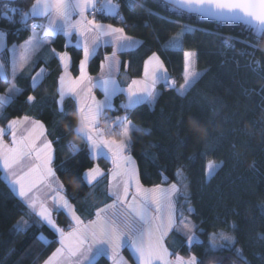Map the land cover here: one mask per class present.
Segmentation results:
<instances>
[{
  "label": "trees",
  "instance_id": "obj_1",
  "mask_svg": "<svg viewBox=\"0 0 264 264\" xmlns=\"http://www.w3.org/2000/svg\"><path fill=\"white\" fill-rule=\"evenodd\" d=\"M117 2L124 17L123 21L117 22L128 35L142 42L138 48L120 56L122 69L124 62L129 65L130 78L142 75L143 61L152 52L162 58L170 75L177 79V87L183 83L184 50L195 53V68L203 73L183 96L177 87L164 90L161 86L153 105L143 103L128 109L127 121L143 129L142 132L133 130L131 142V155L137 163L142 184L151 187L176 183L182 188L183 179L187 185L188 198L185 200L181 195L178 207L185 218L198 226L201 243L190 247L185 231L179 228L166 238V246L173 256H197L199 264H244V261L264 264V35L256 37L241 24L220 23L195 14L173 12L162 0H139L134 8H129L127 0ZM33 3L34 0H0V27L6 34V53L11 44L28 37L30 29L20 22L21 13ZM185 25L191 26L193 31L184 34L182 49L166 48L167 41L180 33ZM65 44V38L60 34L52 45L57 50L69 51L71 72L76 75L80 50L75 45L65 49ZM110 51V47L100 49L90 61L92 74L98 71L103 55ZM5 63L8 68L9 58ZM39 65L45 66L47 74L35 88L31 84V75L17 77L21 93L4 106L0 125L5 126L8 120L25 115L44 123L47 137L53 142L54 166L65 185L64 193L77 213L90 219L96 208L111 201L104 189L107 178L105 175L94 187L97 192L93 199V188L83 175L85 169L95 164V159L84 140L74 141L82 147L76 155L67 147L70 134L64 131V123L72 122L69 113L76 109L71 98L64 99L63 111L59 109V62L54 57L40 61ZM8 87L9 82L0 78V93ZM30 93L36 97L33 102L27 101ZM121 99V96L116 97L115 108L109 113L116 112ZM190 115L202 122H210L211 132L206 142L198 140L188 130L186 119ZM96 161L108 170L106 159L99 157ZM208 161L221 162L211 179H206ZM66 173L80 179L78 189L66 184ZM189 207L193 212L187 211ZM27 212L26 205L12 191L0 170V264H37L46 246L41 236L55 239L47 226L37 225L34 222L37 218ZM22 216L31 226L18 233L14 226ZM55 218L67 229L70 220L62 211L56 212ZM252 220H257L260 227L256 242L244 233V224ZM221 232L233 236L234 244L230 248L212 250L209 237ZM236 249L241 251L237 253ZM122 254L135 264L129 250L123 249ZM97 264H110V260L100 257Z\"/></svg>",
  "mask_w": 264,
  "mask_h": 264
},
{
  "label": "snow or ice",
  "instance_id": "obj_2",
  "mask_svg": "<svg viewBox=\"0 0 264 264\" xmlns=\"http://www.w3.org/2000/svg\"><path fill=\"white\" fill-rule=\"evenodd\" d=\"M127 3L129 8H134L139 0H127ZM164 3L176 13L196 14L219 22H235L244 25L258 37L264 35V0H164ZM119 8L120 4L113 0H34L31 11L22 12L20 21L26 29H30V35L22 43H13L7 50L11 60L10 78L5 70V62L9 58L5 52V33L0 31V54H3L0 56V78L9 82L8 94L0 96V108L21 93L15 83L18 72L35 66L37 60L58 58L63 69L58 78V103L62 105L65 96H74L77 111L89 127L85 140L90 151L93 155L110 159L107 193L111 203L96 208L94 218L83 219L77 214L64 195L65 185L54 168L53 142L47 139L44 123L27 115L8 120L6 128L0 127V170L12 191L26 205L27 214L37 218L34 221L37 225L47 226L54 233L55 240L41 236L45 245L50 246L54 242L59 245L43 264H97L100 257H107L111 264H130L122 255L123 249L132 253L135 264H199L195 255L187 259L179 255L170 258L173 253L165 245L169 234L179 228L185 231L190 247L201 243L198 226L187 220L178 207L181 195L185 200L188 198L187 185L182 186L183 191L176 183L145 187L130 146L126 151L117 150L100 136L96 127L95 122L100 115L108 117V111L114 107L113 97L117 94L127 95V103L121 104V107L128 110L143 103H154L160 95L158 84H163L165 89L176 88L177 84L156 52L144 59L142 76L131 78L129 82H122L118 78L120 56L142 43L127 35L124 27L104 23L97 18V13H103L123 21ZM36 17L40 18L39 23H27ZM191 31V26H183L180 33L167 41L165 47L182 49L183 36ZM60 34L66 40L65 49L75 40V46L80 50L77 76L69 71L72 63L69 51H57L52 47ZM108 47H111V52L103 55L99 75L93 77L89 74L90 61L100 49ZM194 57V52L183 51V83L177 89L181 96L203 75L196 70ZM123 66L127 68L129 65L124 62ZM45 72L46 69L41 67L32 76L33 88ZM94 89L102 91V100L94 94ZM35 99L31 93L27 96L28 102ZM60 110L63 111V108ZM110 120L113 127L126 123L133 128L123 116ZM9 133L10 144L4 139ZM78 151V148H74L73 155ZM217 168V164L211 161L207 163L205 172L209 179ZM104 175L99 166H93L85 169L83 176L89 185H93ZM64 176L67 178L72 174L66 173ZM42 187L54 193L48 198L52 201L51 206L48 199L39 196ZM61 210L70 218L67 229L61 227L53 215ZM187 211L191 213L193 209L189 207ZM30 226L22 216L14 227L19 233ZM209 239L212 250L230 248L234 244V237L224 232L214 233ZM240 251L236 249L237 253Z\"/></svg>",
  "mask_w": 264,
  "mask_h": 264
},
{
  "label": "clouds",
  "instance_id": "obj_3",
  "mask_svg": "<svg viewBox=\"0 0 264 264\" xmlns=\"http://www.w3.org/2000/svg\"><path fill=\"white\" fill-rule=\"evenodd\" d=\"M264 50V48H262ZM71 123H64V131L70 134L69 142L82 141L89 134V127L85 119L77 112L69 113ZM96 127L101 137L106 139L113 147L119 151H126L132 142L133 128L128 124H120L113 127L111 120L105 115H100L96 119ZM188 130L200 141L206 142L211 132V124L200 121L194 116H188L186 119ZM251 126H249L250 129ZM136 132H142L143 129L137 127ZM114 142V143H113ZM66 184L73 189L81 186V181L75 176L65 178Z\"/></svg>",
  "mask_w": 264,
  "mask_h": 264
},
{
  "label": "crops",
  "instance_id": "obj_4",
  "mask_svg": "<svg viewBox=\"0 0 264 264\" xmlns=\"http://www.w3.org/2000/svg\"><path fill=\"white\" fill-rule=\"evenodd\" d=\"M113 2L114 3H116L117 2V0H113ZM31 11V7L26 11V12H30ZM31 19H35V20H38V21H40V18L39 17H36V18H31ZM98 19H102V21L104 22V23H112V24H114L115 26H118V27H123L120 23H118L117 21H115V20H112L113 19V17H108V16H106V15H104L103 13L100 15V17L98 18ZM0 31H3L4 32V30L0 27ZM5 33V32H4ZM127 34V33H126ZM29 35H30V33H29ZM28 35V36H29ZM128 35V34H127ZM129 36H131V35H129ZM132 37H134V36H132ZM135 39H137V40H139L140 41V39L139 38H137V37H134ZM23 42V41H22ZM22 42H18V43H16V44H19V43H22ZM4 43H5V47H6V45H7V42H6V34H5V37H4ZM65 43H66V40H65ZM72 45H75V40H73V43H72ZM11 46H12V44L10 45V47H9V49L11 48ZM52 47H53V45H52ZM111 48V47H110ZM57 51H64V50H57ZM111 52V51H110ZM109 52V53H110ZM195 54V53H194ZM158 55V54H157ZM0 56H1V54H0ZM159 56V55H158ZM8 57H9V67L7 68L6 67V72H7V74L9 75V78H10V74H11V60H10V53H8ZM51 58H54V57H51ZM51 58H49V59H51ZM56 58V57H55ZM161 58V57H160ZM49 59H47V60H49ZM162 59V58H161ZM44 61L45 59H40V60H37V62H36V64H35V66H33V67H31L30 69H26V70H24V71H20V72H18V74H17V77L18 76H20V75H24V74H28V75H31V78H32V76H34L35 74H36V72L37 71H39V69L41 68V67H44L45 68V66L44 65H39V62L40 61ZM57 60H58V58H57ZM121 60V59H120ZM195 60H196V57H194V63H195ZM58 62H59V60H58ZM60 65V64H59ZM166 66V65H165ZM61 67V66H60ZM167 67V66H166ZM46 69V68H45ZM62 71H63V69H62V67H61V73H62ZM69 71L71 72V65H70V67H69ZM99 72H100V69H98V71L95 73V74H92L90 71H89V74L90 75H92L93 77H96V76H98L99 75ZM72 73V72H71ZM142 73H143V70H142ZM47 74V70H46V72H45V75ZM73 74V73H72ZM79 74V69H78V73L76 74V75H74V76H77ZM44 75V76H45ZM118 78L119 79H121V81L122 82H129L130 81V77H129V75H128V73H127V68H124V69H122V61H121V67H120V69H119V72H118ZM169 75H170V72H169ZM43 76V77H44ZM142 76V75H141ZM17 77H16V79H17ZM43 77H41L40 79H38L37 80V82H36V85L43 79ZM15 83H16V85H17V87H19L18 86V84H17V82H16V80H15ZM31 84H32V80H31ZM161 85L162 84H158L157 85V89H158V91L159 92H161ZM125 86H126V83H125ZM8 89V88H7ZM57 92H58V101H59V83L57 82ZM6 94H8L7 93V90L5 91V92H3V93H0V96H2V95H6ZM94 94L97 96V98L98 99H103V94H102V91L101 90H99V89H94ZM117 96H121V98H123L124 100H125V102L127 103V95L126 94H117L115 97H113V105H114V107L113 108H115V100H116V97ZM65 98H71L72 100H73V102H74V106H75V109H76V112H77V105H76V101H75V98H74V96H71V95H69V96H65ZM64 98V99H65ZM11 101V100H10ZM9 101V102H10ZM8 102V103H9ZM7 103V104H8ZM148 104H150V103H148ZM154 103H152V104H150V105H153ZM6 105V104H5ZM4 105V106H5ZM4 106L2 107V108H0V113L2 112V110H3V108H4ZM58 106H59V109H61V107L63 108V104L61 105V104H59L58 103ZM23 117V116H22ZM29 117H31V116H29ZM19 118V117H18ZM32 119H35V118H33V117H31ZM131 124H132V126H133V129H135V128H137V126L135 125V124H133L132 122H131ZM0 127H7V125H5V126H1L0 125ZM45 130H46V128H45ZM46 136H47V132H46ZM4 139H5V142L6 143H11V135H10V133L9 134H6V136L4 137ZM47 139H49L48 137H47ZM50 140V139H49ZM84 142H85V144H86V147L88 148V150H89V153H90V155L92 156V158H99V157H103L104 159H106L107 160V162L109 163V168H108V170L111 168V162H110V159H108L107 157H105V156H99V154L96 156V155H93L92 154V152L90 151V148H89V145H88V143H87V141L84 139ZM96 158V159H97ZM97 166H99L103 171H104V173H105V175H106V178H107V182H106V186H105V190H106V193H107V184H108V170H104L99 164L97 165ZM93 167V166H92ZM54 168H55V166H54ZM138 168V167H137ZM2 174H3V177H4V173L2 172ZM105 175H104V177H105ZM85 178V177H84ZM60 179V178H59ZM103 179V177L102 178H98V182H94L93 183V185H90L91 186V188H93L92 189V193H91V197H93V199L95 198V196H94V194L97 192L96 190H95V188L94 187H96L97 186V184L99 183V181H101ZM86 180V179H85ZM6 181V180H5ZM7 182V181H6ZM8 183V182H7ZM10 186V185H9ZM96 191V192H95ZM54 195V193H52L51 191H49V189H47L46 187H42L41 188V190H40V192H39V196L41 197V198H43V199H48L49 197H51V196H53ZM64 195H65V193H64ZM97 195V194H96ZM107 195H108V193H107ZM66 196V195H65ZM100 196V198H102V195H99ZM109 196V195H108ZM110 197V196H109ZM66 198H67V196H66ZM98 198V197H97ZM68 199V198H67ZM69 200V199H68ZM102 200V199H101ZM48 202H49V205L51 206V204H52V201L50 200V199H48ZM70 202V201H69ZM71 203V202H70ZM108 203H111V201L110 202H108ZM74 206V205H73ZM101 207H103V206H101ZM75 208V207H74ZM66 216H67V214L63 211V210H61ZM55 213L56 212H54L53 213V215H54V217H55ZM78 214V213H77ZM79 215V214H78ZM68 217V216H67ZM69 218V217H68ZM92 218H94V216L92 217ZM84 219V218H83ZM69 220H70V218H69ZM56 239V238H55ZM55 239H52V240H55ZM59 245H58V243L57 242H54V243H52L50 246L49 245H46L45 246V249H44V251L42 252V254L39 256V258H41V257H43V256H45V258L47 259V257L51 254V252L52 251H54L55 250V247H58ZM132 254V253H131ZM123 255V254H122ZM124 256V255H123ZM38 258V259H39ZM134 258V257H133ZM37 259V264H39L38 263V260ZM126 259V258H125ZM134 260H135V258H134ZM110 264H111V261H110ZM131 264V263H130Z\"/></svg>",
  "mask_w": 264,
  "mask_h": 264
},
{
  "label": "rangeland",
  "instance_id": "obj_5",
  "mask_svg": "<svg viewBox=\"0 0 264 264\" xmlns=\"http://www.w3.org/2000/svg\"><path fill=\"white\" fill-rule=\"evenodd\" d=\"M170 77H171V75H170ZM178 87H179V86H178ZM178 87L176 88V90L178 89ZM162 89L166 90V89L163 88V87H162ZM96 158H97V157H96ZM96 158H95V164H94L93 166H97V165H98V163H97V161H96ZM208 162H209V161H208ZM208 162H207V163H208ZM211 162L217 164V165H218V168L221 166V162H215V161H211ZM206 165H207V164H206ZM218 168H217V170H218ZM206 179H209V178L207 177V174H206ZM181 183H182V185H185V182H184L183 179L181 180ZM169 184H171V183H169ZM167 185H168V184H165V185H163V186H167ZM151 187H152V186H151ZM186 219H187V220H190L188 217H186ZM190 221H191V220H190ZM191 222H192V221H191ZM244 233H245V235H246L248 238H250L251 241L256 242V241L259 239V237H260V227H259V222H258L257 220H252V221H249V222L245 223V224H244ZM165 245H166V244H165ZM166 247H167V246H166ZM176 255H179V254H176ZM176 255H174L173 257H170V258L174 259ZM132 256H133V255H132ZM179 256H180V255H179ZM190 256H192V254L189 255V256H184V258L187 259V258H189ZM181 257H183V256H181ZM45 259H46L45 256L39 258V259H38V260H39L38 263H39V264H43V261H44Z\"/></svg>",
  "mask_w": 264,
  "mask_h": 264
},
{
  "label": "built area",
  "instance_id": "obj_6",
  "mask_svg": "<svg viewBox=\"0 0 264 264\" xmlns=\"http://www.w3.org/2000/svg\"><path fill=\"white\" fill-rule=\"evenodd\" d=\"M102 13H97V18H99L100 17V15H101ZM121 14V13H120ZM122 15V14H121ZM115 20L116 21H121V20H119L118 18H116L115 17ZM40 21H38V20H32L30 23H29V25L30 24H32V23H39ZM256 37H258V36H256ZM260 37V36H259ZM172 78H174L175 80H176V82H177V79L175 78V77H173V76H171ZM163 88H164V86H163V84L161 85ZM176 87H177V84H176ZM170 89H175V88H170ZM166 90H169V89H166ZM126 102H125V100L124 99H121L120 101H119V103H118V106H117V108H116V112L115 113H109L108 112V118L109 119H112V118H115V117H118V116H123V117H125V119H126V121H127V119H128V110H125L124 108H122L121 107V104H125ZM67 147H68V149H69V151L73 154V151H74V148H78L79 149V151L81 150V145L80 144H78V143H76V142H69L68 144H67ZM130 152H131V145H130Z\"/></svg>",
  "mask_w": 264,
  "mask_h": 264
},
{
  "label": "water",
  "instance_id": "obj_7",
  "mask_svg": "<svg viewBox=\"0 0 264 264\" xmlns=\"http://www.w3.org/2000/svg\"><path fill=\"white\" fill-rule=\"evenodd\" d=\"M162 1H164V0H162ZM202 18H204V17H202ZM205 19H209V20H212V21H216V20H213V19H210V18H205ZM216 22H219V21H216ZM220 23H234V24H239V23H235V22H220Z\"/></svg>",
  "mask_w": 264,
  "mask_h": 264
}]
</instances>
